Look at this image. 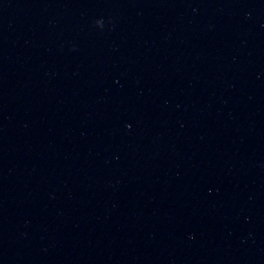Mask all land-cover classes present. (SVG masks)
<instances>
[{
	"label": "water",
	"instance_id": "95a60500",
	"mask_svg": "<svg viewBox=\"0 0 264 264\" xmlns=\"http://www.w3.org/2000/svg\"><path fill=\"white\" fill-rule=\"evenodd\" d=\"M0 264H264V0H0Z\"/></svg>",
	"mask_w": 264,
	"mask_h": 264
}]
</instances>
